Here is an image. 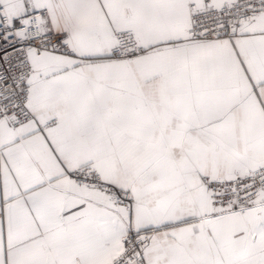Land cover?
Wrapping results in <instances>:
<instances>
[{
  "label": "snow or ice",
  "instance_id": "snow-or-ice-1",
  "mask_svg": "<svg viewBox=\"0 0 264 264\" xmlns=\"http://www.w3.org/2000/svg\"><path fill=\"white\" fill-rule=\"evenodd\" d=\"M0 264H264V0H0Z\"/></svg>",
  "mask_w": 264,
  "mask_h": 264
}]
</instances>
